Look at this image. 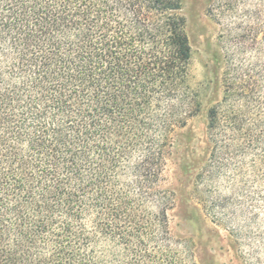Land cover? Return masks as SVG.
Segmentation results:
<instances>
[{
  "label": "trees",
  "instance_id": "16d2710c",
  "mask_svg": "<svg viewBox=\"0 0 264 264\" xmlns=\"http://www.w3.org/2000/svg\"><path fill=\"white\" fill-rule=\"evenodd\" d=\"M183 11L0 0V264H200L173 234L165 189L202 109ZM208 12L225 70L194 201L233 226L244 264H264V0Z\"/></svg>",
  "mask_w": 264,
  "mask_h": 264
},
{
  "label": "rangeland",
  "instance_id": "374dc122",
  "mask_svg": "<svg viewBox=\"0 0 264 264\" xmlns=\"http://www.w3.org/2000/svg\"><path fill=\"white\" fill-rule=\"evenodd\" d=\"M210 2L183 0L192 48L191 74L202 109L177 137L176 159L169 162L166 172L165 189L167 186L175 196L169 221L173 234L191 246L200 264H244L231 235L233 226H221L194 201L203 189L198 174L210 154L208 114L223 97L225 62H215L216 52H221V29L208 12Z\"/></svg>",
  "mask_w": 264,
  "mask_h": 264
}]
</instances>
